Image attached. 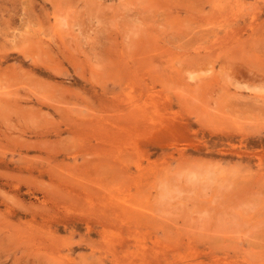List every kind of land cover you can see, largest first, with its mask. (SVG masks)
I'll return each mask as SVG.
<instances>
[{
    "label": "rangeland",
    "instance_id": "obj_1",
    "mask_svg": "<svg viewBox=\"0 0 264 264\" xmlns=\"http://www.w3.org/2000/svg\"><path fill=\"white\" fill-rule=\"evenodd\" d=\"M0 264H264V0H0Z\"/></svg>",
    "mask_w": 264,
    "mask_h": 264
}]
</instances>
